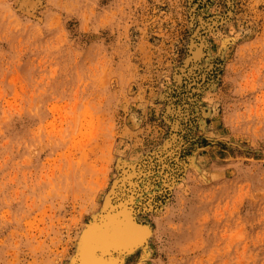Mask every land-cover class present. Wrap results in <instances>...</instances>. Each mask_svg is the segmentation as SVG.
I'll list each match as a JSON object with an SVG mask.
<instances>
[{
    "label": "rangeland",
    "instance_id": "rangeland-1",
    "mask_svg": "<svg viewBox=\"0 0 264 264\" xmlns=\"http://www.w3.org/2000/svg\"><path fill=\"white\" fill-rule=\"evenodd\" d=\"M175 133L126 264H264V0H0V264H78L122 164Z\"/></svg>",
    "mask_w": 264,
    "mask_h": 264
},
{
    "label": "bare ground",
    "instance_id": "bare-ground-1",
    "mask_svg": "<svg viewBox=\"0 0 264 264\" xmlns=\"http://www.w3.org/2000/svg\"><path fill=\"white\" fill-rule=\"evenodd\" d=\"M28 1L31 2L32 0ZM35 3H33V5ZM194 9L195 5L193 6L192 10L194 11ZM220 17L221 16L216 15L205 20L203 19V15L200 16V25L197 28L196 32L194 31V33L198 34L199 30H201L202 27H207L206 30L213 29ZM194 33L190 42L191 53L189 54V58H187V60H185V64H183L182 67H180V69H178V71L172 75L173 78L177 79L176 82L180 83L184 78H187L188 82L194 81V78H192L191 80L187 77V75L193 77L194 69L197 68L196 61L199 60V58L203 56V53L206 52H203V49L205 45L204 42H206L207 36L196 38V35H194ZM192 60L194 61L193 67L191 64ZM190 65L191 68H189ZM200 66L202 65L200 64ZM204 75L205 74H203V76ZM197 80L198 79H196V81ZM193 84L194 83H190V86H192ZM166 95L169 94L166 92L161 93L162 98L167 97ZM169 100L170 102L165 105L168 112L174 110L173 99L170 97ZM177 111L180 112L181 108L179 107ZM165 117H167V115H165ZM176 126V128L179 127L178 125ZM175 138L177 139L176 133L171 134L170 138H166V140L164 141V148H162V153L160 151V157L158 161V163H160V166H157L158 168L154 167L155 162L154 157H152L153 155L147 158V162H138L135 159L133 161H130V159L129 161L126 160L127 162H124L122 164L119 180L117 181V183L113 182L114 186L110 188V195L108 198L106 196L108 204V210L106 214H104L100 218L97 217L98 219H92V221L90 220L91 222L81 233V236L79 233V236L77 237V241L79 239V244L77 243L79 245V253L77 255L78 264H126L129 256L136 252L139 248L145 247V252L146 250L150 251V247H148V245L153 228L151 224L145 223L144 221L139 219L138 213H140L142 209H145L146 206L152 207L150 203H152L154 197L157 194V191L165 188V186H169L171 187V189H173L176 184L178 185L180 183L181 178L171 175L172 172L171 168L169 167L170 163H168L169 161H167L168 158L169 160L173 159L178 163L180 167L182 166L179 155L183 141H179L178 146H174L173 142ZM192 162L193 164H195L194 161ZM155 169H159L158 172H156ZM166 170L168 171L167 173L165 172ZM157 179L163 181L160 188L159 186H157ZM146 198L150 199L149 201L143 203Z\"/></svg>",
    "mask_w": 264,
    "mask_h": 264
}]
</instances>
